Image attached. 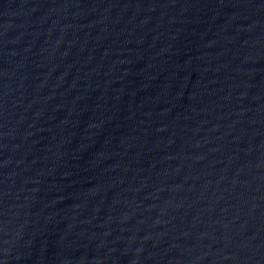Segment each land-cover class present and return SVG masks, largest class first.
Here are the masks:
<instances>
[{"label": "water", "instance_id": "95a60500", "mask_svg": "<svg viewBox=\"0 0 264 264\" xmlns=\"http://www.w3.org/2000/svg\"><path fill=\"white\" fill-rule=\"evenodd\" d=\"M0 264H264V0H0Z\"/></svg>", "mask_w": 264, "mask_h": 264}]
</instances>
